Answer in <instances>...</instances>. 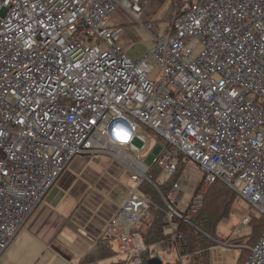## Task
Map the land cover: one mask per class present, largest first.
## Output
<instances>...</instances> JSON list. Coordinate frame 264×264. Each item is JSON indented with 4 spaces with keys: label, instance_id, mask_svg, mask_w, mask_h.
Here are the masks:
<instances>
[{
    "label": "built area",
    "instance_id": "built-area-1",
    "mask_svg": "<svg viewBox=\"0 0 264 264\" xmlns=\"http://www.w3.org/2000/svg\"><path fill=\"white\" fill-rule=\"evenodd\" d=\"M150 2L0 0V256L76 156L105 155L154 185L138 155L118 153L144 149V128L164 141L152 166L174 176L183 156L205 186L222 182L247 202L235 233L264 218V0L178 4L162 34L142 20ZM117 9L155 43L139 60L112 23ZM180 179L163 198L166 223L185 210ZM152 209L137 186L108 220L124 264H142L148 247L133 229ZM248 250L244 264H264V231Z\"/></svg>",
    "mask_w": 264,
    "mask_h": 264
},
{
    "label": "rangeland",
    "instance_id": "rangeland-1",
    "mask_svg": "<svg viewBox=\"0 0 264 264\" xmlns=\"http://www.w3.org/2000/svg\"><path fill=\"white\" fill-rule=\"evenodd\" d=\"M190 1L191 0H151L149 3L150 5L144 10V12L146 11L145 14L148 15L150 21L157 24L159 33L162 34L166 27L167 19H169L173 12L177 9V5L190 3ZM119 11L122 12L119 13ZM115 16V24L119 21V19L124 20L125 18V20L128 21L130 17L133 20L132 24H123L125 29L124 34L126 30L128 32V36L124 39L127 57L131 61H136L146 56L155 47V43L148 33L140 25L134 22L133 17L128 12L122 9H117ZM150 64H154L152 59L150 60ZM138 135L142 136L146 142L144 149H141L142 143L135 141V145L140 147V152L138 154H136L133 148L128 146L124 148L122 147L121 151L118 153L129 156L138 155L140 161L144 165L148 168H152L153 161L156 158L154 149L158 145H164V141L153 132L147 131L145 128ZM71 162L70 166H66V170L61 174L54 187L58 188L63 193L66 200L68 199L67 201L78 202L85 197L87 198V196L88 198L91 195L94 196L93 199L97 200L96 202L101 201V203L104 204L97 210V212L99 214H104L105 217L107 216L106 210L108 205L110 206L111 212L114 210L112 205H117V207L121 206L123 200L137 188L138 182L140 181L133 182L124 173L121 176L116 177L114 175V171L112 170L113 164L111 160L102 154H89L87 156L79 155L73 158ZM156 176L158 181L168 177V175L160 169ZM188 176L196 177L197 180L190 181L188 183ZM200 178L201 175L196 166L189 162L187 170L180 179V194L176 199L179 208L183 207L186 209L189 206L188 203L194 193V190H197L199 184L201 183ZM63 185H66L67 187H64ZM203 189L204 187H202L201 190ZM93 192L97 193L101 199H99L100 197L98 198L97 195L93 194ZM156 208H158V206ZM249 211L250 209L247 202L236 195L231 206L229 217L221 221L216 227V234L219 240L216 242L215 247L211 251L212 264H218L215 262V259L220 262V264H239L240 255L242 252H245L246 249L250 248V245H246V240H248L249 237L240 236L235 233V227L239 225L242 217L248 214ZM23 226L19 229L17 234L24 230L25 226ZM234 240H236V243H241L243 245H227L229 241L233 243ZM11 243L7 249L11 247ZM6 250L1 254L0 260L5 255ZM155 253L156 257L161 262H173L177 257L176 252L169 248L156 249Z\"/></svg>",
    "mask_w": 264,
    "mask_h": 264
},
{
    "label": "crops",
    "instance_id": "crops-1",
    "mask_svg": "<svg viewBox=\"0 0 264 264\" xmlns=\"http://www.w3.org/2000/svg\"><path fill=\"white\" fill-rule=\"evenodd\" d=\"M115 13L116 11L112 15L113 25H115ZM145 13L146 11L142 15V20L150 21ZM132 21L129 17L128 21L125 18L119 19L116 24L129 25ZM127 33L126 30L122 38L123 43L128 36ZM111 162L113 164L111 169L116 177L123 173L129 177L124 165ZM93 194L97 195L95 192ZM91 196L78 202L67 201L63 193L53 186L25 220L24 230L16 233L11 247L6 250L0 264H116L118 262L121 264L124 262V257L118 251L114 240L104 236L108 220L120 206L112 205L114 210L111 212L108 205L105 217L104 214L97 212L104 204L101 201L96 202L94 196L91 200ZM156 249L166 248L160 243L156 245ZM215 262L220 264L216 259Z\"/></svg>",
    "mask_w": 264,
    "mask_h": 264
},
{
    "label": "trees",
    "instance_id": "trees-1",
    "mask_svg": "<svg viewBox=\"0 0 264 264\" xmlns=\"http://www.w3.org/2000/svg\"><path fill=\"white\" fill-rule=\"evenodd\" d=\"M188 162V159L180 156L175 175L161 181H158L156 176L159 169L152 166L149 177L154 185L145 180H141L138 185V188L151 198L153 208L158 206L157 210H150L141 224L133 229V233L138 235L148 247L142 258V264H148L150 259L157 258L155 250L156 245L160 243L164 244L167 249H173L177 255L173 262H162V264H212L211 251L215 247V241L219 240L216 227L229 217L236 195L222 182H214L205 186L201 181L194 194L201 196L199 207L194 209L189 204L180 217L175 216L169 223H166L167 208L163 198L168 201L173 184L181 178ZM202 187H204L203 190H201ZM169 227H171V233L164 234V230ZM263 231L264 218H253L250 222V234L245 236L249 237L247 245L254 246ZM248 251L246 249L242 252L239 264H244L249 254ZM123 257L125 262V255Z\"/></svg>",
    "mask_w": 264,
    "mask_h": 264
},
{
    "label": "water",
    "instance_id": "water-1",
    "mask_svg": "<svg viewBox=\"0 0 264 264\" xmlns=\"http://www.w3.org/2000/svg\"><path fill=\"white\" fill-rule=\"evenodd\" d=\"M148 264H162L158 258H152L148 261Z\"/></svg>",
    "mask_w": 264,
    "mask_h": 264
},
{
    "label": "bare ground",
    "instance_id": "bare-ground-1",
    "mask_svg": "<svg viewBox=\"0 0 264 264\" xmlns=\"http://www.w3.org/2000/svg\"><path fill=\"white\" fill-rule=\"evenodd\" d=\"M125 143V142H124ZM115 149V148H114ZM200 175H201V173H200ZM261 236V235H260ZM260 238V237H259Z\"/></svg>",
    "mask_w": 264,
    "mask_h": 264
}]
</instances>
